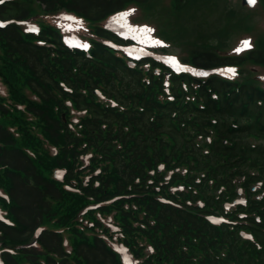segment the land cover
<instances>
[{
  "label": "trees",
  "instance_id": "trees-1",
  "mask_svg": "<svg viewBox=\"0 0 264 264\" xmlns=\"http://www.w3.org/2000/svg\"><path fill=\"white\" fill-rule=\"evenodd\" d=\"M159 3H0V264H125L114 243L133 264H264V77L251 68L264 31L239 55L184 50L196 70L235 66L232 79L174 72L130 58L106 24L134 4L179 40L187 0ZM61 10L86 23L88 50L65 43Z\"/></svg>",
  "mask_w": 264,
  "mask_h": 264
},
{
  "label": "rangeland",
  "instance_id": "rangeland-1",
  "mask_svg": "<svg viewBox=\"0 0 264 264\" xmlns=\"http://www.w3.org/2000/svg\"><path fill=\"white\" fill-rule=\"evenodd\" d=\"M256 1L258 0H255V2ZM247 4L248 6H246V8L242 5L241 0H187L186 9H182L181 19L180 17L178 19V21L180 20L179 24L181 25L182 30L181 32L177 30L175 33L180 35V39L176 40L175 38H167V42L169 41L168 45L164 46L165 49H159L158 51L168 53L166 55L174 54L182 59L185 53L184 50H191L192 48L203 49L204 45H213L214 47L221 44L222 48H225L226 53L241 52L237 51V49L241 46L242 41L250 40L252 44L255 35H261L262 33L260 30L264 31V9H261L256 2L255 8H258L259 11L253 12L250 11L253 4ZM127 7L130 11H133L130 20L128 21V25L143 28L152 25L158 31L156 22L152 20L158 15L157 12H152V16L149 17L150 20L145 21L136 17L138 14H141L137 6L129 5ZM155 9L168 10L161 8L159 0H157ZM161 16L168 30L176 28V22L169 12L162 11ZM120 17L121 16L114 17L112 23L114 22L115 25H117L120 22ZM50 20L51 22L55 21L57 25L66 29L69 28L71 24V27L76 28V33L79 34L84 32L90 35L87 30H83L82 23L79 19L68 16V14L62 10L61 13L51 17ZM226 21H229V24L225 26ZM138 24H145L148 26H136ZM232 26L236 27L231 28ZM73 34H75L74 31ZM157 35H159L158 32ZM72 41L75 40L72 39ZM194 42H196V45ZM251 68L264 73V69L253 66ZM117 248L120 251H123L121 246L117 245Z\"/></svg>",
  "mask_w": 264,
  "mask_h": 264
},
{
  "label": "snow or ice",
  "instance_id": "snow-or-ice-1",
  "mask_svg": "<svg viewBox=\"0 0 264 264\" xmlns=\"http://www.w3.org/2000/svg\"><path fill=\"white\" fill-rule=\"evenodd\" d=\"M0 3H3V0H0ZM248 3L249 4H255V0H248ZM129 15H131V12H128V13H123V14H121V19H124V18H126L127 16H129ZM3 25H0V27H2ZM29 30H34V29H29ZM140 31L141 32H151L152 31V29H149V28H141L140 29ZM157 43H159L158 41H157ZM249 47H251V43H250V41H242L241 42V46L237 49V51H242V50H244L245 48H249ZM229 71H232L233 72V74H234V70H229Z\"/></svg>",
  "mask_w": 264,
  "mask_h": 264
}]
</instances>
